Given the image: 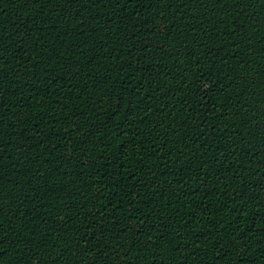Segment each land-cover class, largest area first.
<instances>
[{
    "label": "trees",
    "instance_id": "obj_1",
    "mask_svg": "<svg viewBox=\"0 0 264 264\" xmlns=\"http://www.w3.org/2000/svg\"><path fill=\"white\" fill-rule=\"evenodd\" d=\"M0 264H264V0H0Z\"/></svg>",
    "mask_w": 264,
    "mask_h": 264
},
{
    "label": "snow or ice",
    "instance_id": "obj_2",
    "mask_svg": "<svg viewBox=\"0 0 264 264\" xmlns=\"http://www.w3.org/2000/svg\"><path fill=\"white\" fill-rule=\"evenodd\" d=\"M117 2H118V0H117ZM131 2H132V0H125V3H131ZM38 255H39V253H38Z\"/></svg>",
    "mask_w": 264,
    "mask_h": 264
}]
</instances>
